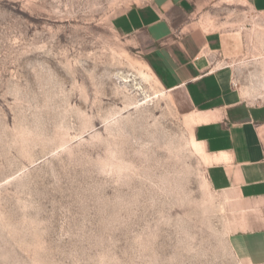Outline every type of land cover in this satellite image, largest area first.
Returning a JSON list of instances; mask_svg holds the SVG:
<instances>
[{
	"label": "rangeland",
	"instance_id": "374dc122",
	"mask_svg": "<svg viewBox=\"0 0 264 264\" xmlns=\"http://www.w3.org/2000/svg\"><path fill=\"white\" fill-rule=\"evenodd\" d=\"M149 1L0 0V264H244L230 202L190 144L185 93L167 91L144 35L113 28ZM213 9L217 27L246 20L249 42L215 66L264 102V33L248 35L262 17L249 0Z\"/></svg>",
	"mask_w": 264,
	"mask_h": 264
},
{
	"label": "crops",
	"instance_id": "0c3cea01",
	"mask_svg": "<svg viewBox=\"0 0 264 264\" xmlns=\"http://www.w3.org/2000/svg\"><path fill=\"white\" fill-rule=\"evenodd\" d=\"M214 1L150 0L132 5L112 25L124 35H144L167 91L185 93L194 137L212 158L207 182L233 210L230 245L244 264H264V102L246 99L238 70L215 66L246 56L249 42L242 29L204 31V19L220 15ZM249 4L264 21V0Z\"/></svg>",
	"mask_w": 264,
	"mask_h": 264
},
{
	"label": "bare ground",
	"instance_id": "6f19581e",
	"mask_svg": "<svg viewBox=\"0 0 264 264\" xmlns=\"http://www.w3.org/2000/svg\"><path fill=\"white\" fill-rule=\"evenodd\" d=\"M211 19L212 18L210 16H208L207 19H206V21H207L206 24L208 23L207 25L204 26L206 31L207 30H211V29L212 30H216V29H220V28H231V29L235 28L236 29V27H238V29L240 28V29L248 31V29L246 27V24H245L246 20H244L242 22H231V21L228 20V21L223 22L221 24V26L217 27L215 25V23L212 22ZM261 31H263V33H264V25H262L259 22H254L253 29L249 30L248 35H249L250 39H252L254 35L257 36L258 34H261ZM263 40H264V38H263ZM256 57H257V59L264 58V51L260 52L258 54V56H256ZM130 64H131V66L135 67L138 70L137 74L140 77H142L144 79V81L146 80L148 82V81L155 80L156 83L161 85L160 82L156 79L154 73L151 71V69L149 68L148 65L143 64L142 62H138V61L132 60V59H130ZM235 64H233V65H235ZM237 64L238 65L242 64V62H239ZM230 68H232V67L230 66ZM190 144L193 147L194 152L197 155L200 156L203 164L205 166H209L211 164V162H212V160H211L212 158L205 151V149L203 147V144L195 139L193 130H192V133H191Z\"/></svg>",
	"mask_w": 264,
	"mask_h": 264
}]
</instances>
